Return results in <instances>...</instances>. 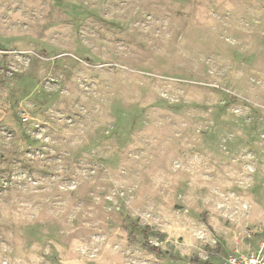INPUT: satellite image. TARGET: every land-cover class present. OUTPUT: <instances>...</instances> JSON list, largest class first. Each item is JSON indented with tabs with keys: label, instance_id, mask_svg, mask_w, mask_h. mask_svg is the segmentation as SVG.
Segmentation results:
<instances>
[{
	"label": "rangeland",
	"instance_id": "rangeland-1",
	"mask_svg": "<svg viewBox=\"0 0 264 264\" xmlns=\"http://www.w3.org/2000/svg\"><path fill=\"white\" fill-rule=\"evenodd\" d=\"M259 251L264 0H0V264Z\"/></svg>",
	"mask_w": 264,
	"mask_h": 264
},
{
	"label": "built area",
	"instance_id": "built-area-1",
	"mask_svg": "<svg viewBox=\"0 0 264 264\" xmlns=\"http://www.w3.org/2000/svg\"><path fill=\"white\" fill-rule=\"evenodd\" d=\"M224 264H264V252H236L230 254Z\"/></svg>",
	"mask_w": 264,
	"mask_h": 264
},
{
	"label": "trees",
	"instance_id": "trees-1",
	"mask_svg": "<svg viewBox=\"0 0 264 264\" xmlns=\"http://www.w3.org/2000/svg\"><path fill=\"white\" fill-rule=\"evenodd\" d=\"M230 98H234L231 94L229 95ZM148 230H150L149 226L144 230V232H148ZM143 247L150 251V252H153V253H156V254H159V255H162V254H166L162 251V249L160 247H158L157 245H154L152 244L151 242L149 241H146L144 244H143ZM177 259H181V260H187L188 258H180V257H176Z\"/></svg>",
	"mask_w": 264,
	"mask_h": 264
}]
</instances>
